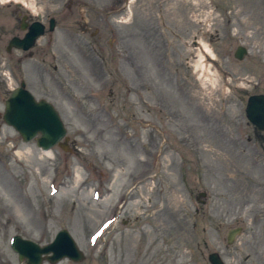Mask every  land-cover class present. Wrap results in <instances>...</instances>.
Wrapping results in <instances>:
<instances>
[{
  "label": "rangeland",
  "instance_id": "374dc122",
  "mask_svg": "<svg viewBox=\"0 0 264 264\" xmlns=\"http://www.w3.org/2000/svg\"><path fill=\"white\" fill-rule=\"evenodd\" d=\"M70 1L19 0L57 20L28 57L7 52L15 3L0 0V264H26L14 236L61 230L85 260L58 264H264V133L246 117L264 94V0ZM22 81L71 152L4 122Z\"/></svg>",
  "mask_w": 264,
  "mask_h": 264
},
{
  "label": "water",
  "instance_id": "95a60500",
  "mask_svg": "<svg viewBox=\"0 0 264 264\" xmlns=\"http://www.w3.org/2000/svg\"><path fill=\"white\" fill-rule=\"evenodd\" d=\"M44 28L43 24L36 23L24 39L13 38L9 42L7 51L11 52L12 49L31 50L36 41L44 35ZM53 30L54 20H51V31ZM247 54L248 50L240 46L235 52V58L242 61ZM246 115L249 122L258 131L264 132V95H253L248 99ZM3 120L20 134L24 143L35 140L37 147L42 151H49L53 147L59 146L63 151L71 152L68 146L69 139L65 138L67 129L58 111L46 100L37 101L26 89L24 81L6 101ZM63 139L65 142H62ZM201 197L206 198L207 193H201L198 200ZM200 202L205 203L204 201ZM242 231L243 228L231 230L227 238L228 245H232L236 238L242 234ZM11 245L12 249L18 253L21 263L27 261V264H43L48 261L51 264H57L66 258L77 263L85 260L84 254L78 249L73 237L66 230L59 232L55 241L48 246L42 247L20 236H15ZM208 260L211 264H225L218 253H211Z\"/></svg>",
  "mask_w": 264,
  "mask_h": 264
},
{
  "label": "flooded vegetation",
  "instance_id": "af4514ba",
  "mask_svg": "<svg viewBox=\"0 0 264 264\" xmlns=\"http://www.w3.org/2000/svg\"><path fill=\"white\" fill-rule=\"evenodd\" d=\"M73 6H74V1L71 0L68 3L67 8L71 10L73 8ZM12 14H14V16L17 19V22H16V34L12 38H15V37L21 38V39L25 38L27 36L28 32L31 30V28L35 25V22L40 21L39 18H38V15L34 18L31 15V13L23 12L22 11V7L17 5V4H15V7H14V10L12 11ZM52 19H55V18L51 17L46 22L44 21L43 18L41 20V22L45 25V35L44 36H46L48 34L47 33V29H48V32L50 34H52L54 32V31H51V25H50V22H51ZM54 28L55 29L57 28V20L56 19H55V23H54ZM20 33H23L22 36H18ZM13 51L24 52L22 50H12L10 53H12ZM24 53H25L26 56H31V55L33 56V53H29V52H24Z\"/></svg>",
  "mask_w": 264,
  "mask_h": 264
},
{
  "label": "bare ground",
  "instance_id": "6f19581e",
  "mask_svg": "<svg viewBox=\"0 0 264 264\" xmlns=\"http://www.w3.org/2000/svg\"><path fill=\"white\" fill-rule=\"evenodd\" d=\"M7 2H15V3H17V2H19V0H6ZM134 0H129L128 1V4L130 3H132ZM20 3V2H19ZM204 67H205V72L207 71H209L210 69H208L207 67H206V65L204 64ZM43 152V151H42ZM45 155H47L48 157H52V155H53V151H47V152H43Z\"/></svg>",
  "mask_w": 264,
  "mask_h": 264
}]
</instances>
